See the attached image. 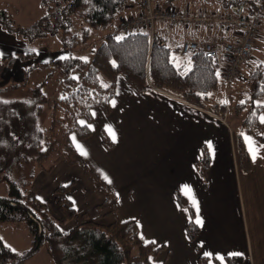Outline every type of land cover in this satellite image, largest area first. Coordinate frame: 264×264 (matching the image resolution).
Masks as SVG:
<instances>
[{"label": "trees", "instance_id": "trees-1", "mask_svg": "<svg viewBox=\"0 0 264 264\" xmlns=\"http://www.w3.org/2000/svg\"><path fill=\"white\" fill-rule=\"evenodd\" d=\"M142 1L137 13L124 16L133 0H44L46 14L28 28L15 27L7 13L0 11V26L9 34L31 42L55 36L61 49L70 53L68 57L50 63H35L26 71L56 70L62 86L59 99L52 100L44 93L49 76L33 87L31 95L24 100L3 99L6 86H0V178L6 182L8 191L6 197H0V223L24 222L33 235L32 249L23 255L13 252L0 239V264H26L45 242L55 264H157L156 258L163 248L143 244L135 221L104 225L94 222L87 214L80 215L66 197L73 183L55 190L63 220L56 219L45 202L32 197L37 174L51 173L63 162L80 166L92 187L105 195L98 210H109L111 215L118 212L115 193L86 165L74 147L72 135L81 140L91 136L89 124L93 122L96 108L106 114L112 112L111 102L116 97L121 77L138 93L155 89L220 117L229 111L232 121L242 117L236 143L241 166L244 170L249 169L244 136L254 130L264 133V123L260 121L264 107L256 105V100L264 98V62L253 59L254 50L253 56L242 67L240 77L228 85L202 52L181 56L184 43L175 44L172 35L185 30L189 37L197 38L206 37L204 31L216 25L228 29L217 22L218 18L258 12L264 7V0H223L225 9L220 10L212 7L211 0L204 1L208 6L203 2L182 5L179 0H154L153 13L174 11L188 18L187 22L172 25L157 20L153 37L149 28L120 31L122 21L147 13L142 9ZM116 19H119L117 26L114 25ZM261 25H264V11ZM111 26V31L96 47L94 34ZM84 47L92 52L91 60L75 53L79 49L83 51ZM18 56L25 62L36 57L34 53ZM253 60L256 64H251ZM15 62L16 57H0V70L12 68ZM244 71H247L245 77ZM77 74L82 76L77 78ZM236 81L241 83L240 93L235 95L233 107L228 108L227 103L219 101V96L213 94L219 90H234L232 85ZM29 83L28 78L22 82ZM16 87L18 83H12L11 88ZM103 141L107 149L113 148L105 134ZM70 224L71 228L64 229ZM188 231L193 238L197 230L190 225ZM199 264H210V260L200 258ZM226 264H245V259L229 257Z\"/></svg>", "mask_w": 264, "mask_h": 264}, {"label": "crops", "instance_id": "crops-1", "mask_svg": "<svg viewBox=\"0 0 264 264\" xmlns=\"http://www.w3.org/2000/svg\"><path fill=\"white\" fill-rule=\"evenodd\" d=\"M139 2L133 0L124 16L137 13ZM220 28L212 27L206 37H189L184 30L173 32L172 38L177 45L235 40L234 32L231 35ZM50 50L32 49L0 26V57H16L12 68L0 70L3 85L25 81L27 69L35 63H50L70 54L61 48ZM30 53L36 55L30 62L18 56ZM240 84L236 81L234 90L223 91L219 101L230 108ZM256 105L264 107V98L256 100ZM111 107L110 114L96 108L89 124L91 136L81 140L74 134L72 142L130 218L120 220L119 211L111 215L109 210H98L105 195L92 187L80 166L63 162L51 173L37 174L32 197L45 202L52 215L62 220L55 190L73 183L66 197L80 215L104 225L135 221L143 244L163 248L157 264H199L203 257L210 264H226L229 257H243L245 264H264V133L254 130L244 136L249 156V169L244 170L236 143L240 127L235 125L236 129L230 121L229 111L220 117L162 91L138 93L122 77ZM262 117L264 112L261 122ZM103 134L111 140L112 149L104 145ZM190 225L197 230L193 238Z\"/></svg>", "mask_w": 264, "mask_h": 264}, {"label": "rangeland", "instance_id": "rangeland-1", "mask_svg": "<svg viewBox=\"0 0 264 264\" xmlns=\"http://www.w3.org/2000/svg\"><path fill=\"white\" fill-rule=\"evenodd\" d=\"M43 1L44 0H0V11L7 13V15L13 21L15 27L17 26L20 28H28L33 24H35L39 19H41L46 14V5H44ZM204 1L205 0H179V4L184 5L186 2H190L193 5L198 2L204 3ZM211 1H212V7L216 6V10H220L221 8L225 9L223 6V0H211ZM205 4L206 3H204V5ZM204 5H202V8H204ZM118 24H119V19H116L114 25L117 26ZM219 27L221 26L219 25ZM111 28L112 26L107 28V30L100 29L94 34L93 42L95 43L96 47L100 46L101 42L103 41V38L107 33L111 31ZM221 28L220 30H224ZM3 30L5 31V29ZM224 31L231 33V35L233 34V30L231 29L230 30L225 29ZM9 35L14 36L19 41L25 42L32 49H41V47L42 48L46 47V48H50L51 52H56L61 48L59 45V39L55 36L48 37L47 39H44V41L31 42L30 40H27L25 38H19L13 34H9ZM169 35H170V30L167 36ZM263 40H264V25L263 26L261 25L259 31V38L256 40V44H255V46L258 47L254 49L255 50L254 56L252 55L253 59H256V61L259 60L261 62H264ZM172 47H175V45L173 44ZM84 48L85 49L83 51L79 49L76 50L75 53L78 54V56H82L87 60H91L92 52H90L89 49L86 50V47ZM37 58H39L40 60L41 57L37 56ZM179 58L181 59V56H179ZM186 60H189V58H186ZM178 62L179 61L177 60L176 64H178ZM251 64H256V62L253 60ZM47 76H49V80H48V85L44 88V93L52 100L61 98L62 96V86L60 82L61 77L56 70L55 71L48 70V71H44L43 73L29 71L26 77L28 78L30 83L29 84L19 83L18 87L16 88H11L12 84L6 85L2 94V98L6 100L27 99L31 95L32 88L39 85ZM81 76H82L81 74L76 75L77 78ZM3 84L4 82H0V86H4ZM223 93H224L223 90H219L215 92L213 95L214 96L218 95L220 97L222 96ZM236 99L237 98L234 97V100L231 102L230 108L233 107L232 104L236 102ZM237 118L233 121L230 119V121L234 124V126L240 125L242 121V117H239L238 119ZM7 195H8L7 184L5 181H3L0 178V197H6ZM117 205H118V201H117ZM118 208H119L118 219L122 220L124 218H130L129 214H126L124 207L122 208L121 206L118 205ZM71 226L72 225L70 224L68 227H64V229L66 228L69 229L71 228ZM0 239L6 247L10 248L13 252L19 255L26 254L32 249L33 246V235L30 232L28 226L24 222L0 223ZM26 264H55L48 243L45 242L42 245L40 251L34 257L29 259L26 262Z\"/></svg>", "mask_w": 264, "mask_h": 264}, {"label": "built area", "instance_id": "built-area-1", "mask_svg": "<svg viewBox=\"0 0 264 264\" xmlns=\"http://www.w3.org/2000/svg\"><path fill=\"white\" fill-rule=\"evenodd\" d=\"M154 2V0H143L141 6L147 13L141 14L136 19L122 21L119 25V30L128 32L132 29L149 28L152 34L151 37H153L154 24L157 20L168 22L172 25H183L187 22L188 18L181 17L174 11H157L153 13L152 3ZM263 11L264 7L258 12L253 11L218 18L217 22H220L223 27L234 29L235 40L227 41L221 39L216 42L206 43L185 42L181 47V55L184 57L202 52L205 58L212 63L213 67L221 72L223 81L229 85L240 77L242 67L248 62L254 52L255 42L259 37L261 28V14ZM207 20L202 21L206 23L208 22ZM198 22L200 23L201 20Z\"/></svg>", "mask_w": 264, "mask_h": 264}, {"label": "snow or ice", "instance_id": "snow-or-ice-1", "mask_svg": "<svg viewBox=\"0 0 264 264\" xmlns=\"http://www.w3.org/2000/svg\"><path fill=\"white\" fill-rule=\"evenodd\" d=\"M262 122H264V117L261 118ZM209 147H211V145H209ZM254 152V150H253ZM83 154V153H82ZM185 191H189V189L185 188ZM198 223H201V221H199V219L197 220ZM235 255V254H234Z\"/></svg>", "mask_w": 264, "mask_h": 264}]
</instances>
